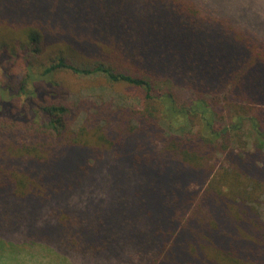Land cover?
Wrapping results in <instances>:
<instances>
[{"label":"trees","instance_id":"1","mask_svg":"<svg viewBox=\"0 0 264 264\" xmlns=\"http://www.w3.org/2000/svg\"><path fill=\"white\" fill-rule=\"evenodd\" d=\"M262 193L264 0H0V261L264 264Z\"/></svg>","mask_w":264,"mask_h":264},{"label":"rangeland","instance_id":"2","mask_svg":"<svg viewBox=\"0 0 264 264\" xmlns=\"http://www.w3.org/2000/svg\"><path fill=\"white\" fill-rule=\"evenodd\" d=\"M92 82V83H91ZM100 82L99 81H96V82H93V81H89V83H87L88 86H90L89 88H84L82 89L81 93L82 94H87L88 96L90 97H93L95 96L96 94H102L103 96H106V97H111L112 99H114L115 101H122V103H126V104H137L139 103V97H141L139 95V97L137 95H128V96H124L123 95H118L116 93H118L117 91H122L123 90V86H118V85H113L112 87L110 86H107L105 84H103V81H101V83L103 84L101 87L99 86H96V87H92L94 84L98 85ZM156 87L158 86L159 89H162V87H165V86H169V81H166V80H163V81H159V80H155L154 81ZM92 85V86H91ZM101 88V89H99ZM124 96V97H123ZM73 97H76V94L73 95ZM123 99H120L122 98ZM219 102H221V100L219 99ZM236 138H233V141H234V145L235 146H239L240 144L235 140ZM258 201H256L255 203H252V205L254 207H256V209L258 208L259 211H262L263 210V207H264V204H263V201H264V193L262 194H259L258 196ZM264 216V215H263ZM22 252L24 253L25 256L23 257H29L31 258L33 261H36L37 259H52L54 256L50 254L47 255L48 253L45 252L40 246H32V247H23L21 248ZM51 257V258H50ZM57 259V258H56ZM49 261V260H48Z\"/></svg>","mask_w":264,"mask_h":264},{"label":"crops","instance_id":"3","mask_svg":"<svg viewBox=\"0 0 264 264\" xmlns=\"http://www.w3.org/2000/svg\"><path fill=\"white\" fill-rule=\"evenodd\" d=\"M0 264H28L25 261H0ZM35 264H54L48 261H35Z\"/></svg>","mask_w":264,"mask_h":264}]
</instances>
